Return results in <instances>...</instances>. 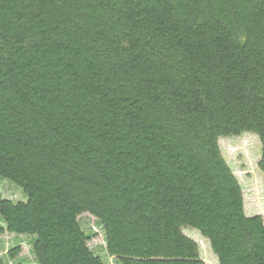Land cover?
<instances>
[{"label": "trees", "instance_id": "16d2710c", "mask_svg": "<svg viewBox=\"0 0 264 264\" xmlns=\"http://www.w3.org/2000/svg\"><path fill=\"white\" fill-rule=\"evenodd\" d=\"M244 132L264 174V0H0V238L32 264H207L186 228L264 264L218 143Z\"/></svg>", "mask_w": 264, "mask_h": 264}, {"label": "rangeland", "instance_id": "374dc122", "mask_svg": "<svg viewBox=\"0 0 264 264\" xmlns=\"http://www.w3.org/2000/svg\"><path fill=\"white\" fill-rule=\"evenodd\" d=\"M218 143L224 158L242 185L245 212L247 214L259 213L264 219V174L257 165L260 155L258 136L252 132H244L237 136L222 137ZM4 182L15 185L9 179H1L0 185ZM2 193L16 198L21 197V192L16 187L10 188L8 185L2 186ZM79 219L84 228L96 231V235L91 238L88 245L98 251L103 259H108L112 263L113 258L107 256L104 251L103 236L96 218L88 213H83L79 216ZM184 232L198 243L199 254L207 264H218L208 241L196 229L186 228ZM28 235L5 232L0 238V255H6L9 245L18 242L17 244L21 247L20 253L17 255L18 258L32 264L30 262L33 261L30 252L31 237ZM13 239L15 241H12ZM10 242L12 243L10 244Z\"/></svg>", "mask_w": 264, "mask_h": 264}]
</instances>
